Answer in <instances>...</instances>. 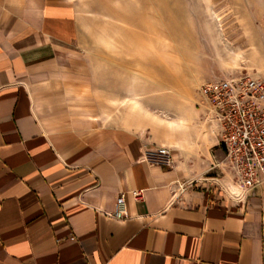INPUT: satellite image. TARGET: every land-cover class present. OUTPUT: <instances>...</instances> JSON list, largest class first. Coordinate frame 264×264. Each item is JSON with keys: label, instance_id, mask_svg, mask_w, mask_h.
<instances>
[{"label": "crops", "instance_id": "crops-1", "mask_svg": "<svg viewBox=\"0 0 264 264\" xmlns=\"http://www.w3.org/2000/svg\"><path fill=\"white\" fill-rule=\"evenodd\" d=\"M76 2L0 0V264H264V185L232 195L198 97L193 124L156 118L166 140L91 113Z\"/></svg>", "mask_w": 264, "mask_h": 264}, {"label": "rangeland", "instance_id": "rangeland-1", "mask_svg": "<svg viewBox=\"0 0 264 264\" xmlns=\"http://www.w3.org/2000/svg\"><path fill=\"white\" fill-rule=\"evenodd\" d=\"M76 7L88 106L112 124L166 140L156 118L170 128L180 117L193 124L201 83L264 78V0H77Z\"/></svg>", "mask_w": 264, "mask_h": 264}, {"label": "built area", "instance_id": "built-area-1", "mask_svg": "<svg viewBox=\"0 0 264 264\" xmlns=\"http://www.w3.org/2000/svg\"><path fill=\"white\" fill-rule=\"evenodd\" d=\"M196 94L209 119L220 127L225 162L239 189L238 195H232L243 196L264 185V78L241 75L216 79L201 83ZM141 161L151 166H173L166 147L145 150ZM132 197L140 198V192H133ZM106 216L118 221L128 217L123 195L117 197L114 210Z\"/></svg>", "mask_w": 264, "mask_h": 264}]
</instances>
